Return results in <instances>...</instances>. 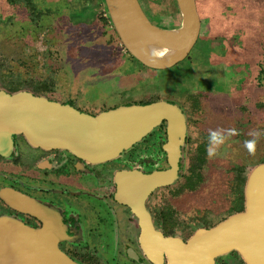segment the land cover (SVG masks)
I'll list each match as a JSON object with an SVG mask.
<instances>
[{
  "label": "flooded vegetation",
  "instance_id": "flooded-vegetation-1",
  "mask_svg": "<svg viewBox=\"0 0 264 264\" xmlns=\"http://www.w3.org/2000/svg\"><path fill=\"white\" fill-rule=\"evenodd\" d=\"M102 1L100 0V4ZM247 1L254 3L251 8L256 9L253 21L257 28L245 29L241 20L243 28L236 30L231 26L227 37V34L222 36L211 31L213 28L210 26L207 28L205 14L208 9L201 10L200 0H195L200 30L190 52L200 46L204 56L213 58L212 62L217 65V69L222 70L219 75L225 76L218 83L208 79L200 88L206 91L204 94L210 90L221 93L228 99V108L240 96L247 99H243L244 103L255 101L253 95L264 73V0H231V3L240 8L241 4L247 5ZM143 12L145 13L144 10ZM230 15L228 19L231 18ZM245 22L248 23L246 16ZM77 23L88 31V21H83L82 18ZM91 25L95 31L97 23ZM253 29L258 31L253 33ZM80 31L81 28L72 36L69 33L64 35L63 50L59 55L63 63L58 70L60 73L55 77L59 87H54L55 92H51L54 96H48L47 91L43 95L19 90H0V96L26 94L91 117L121 107L156 103L149 102L146 98L144 101L119 100L111 107L101 106L84 111L86 107L80 100L83 97V79L88 78L87 74L91 69L89 65L93 64L84 60V54L95 52L96 56L92 61L102 63V66L97 67L103 77V85L109 84L108 94L120 98L126 96V90L132 87L130 78L136 80L133 73L139 74V71L143 72L145 69L151 75L152 69L137 62L126 50L120 61L119 56L113 60L114 68L105 67V56L98 50L101 46L103 49L102 39H99L100 45L97 41L93 44L91 40L86 41L88 43L83 49V36L78 35L79 46L76 44L72 47L70 40L73 37L77 39ZM252 33L257 46L254 60L245 65V68L243 65H236L233 76L229 73L230 65L225 61L232 45L228 42L229 36L237 42L245 43ZM189 57L190 53L171 69L187 61ZM198 64L200 65L199 60L191 66L193 75L201 72L196 68ZM100 67L104 70L101 71ZM240 69H243L244 78L238 82L236 78ZM121 70L124 76H120L123 75ZM93 75L91 73L89 76L91 80ZM125 76L126 86L123 85ZM117 78L125 90L112 89ZM151 78L144 83L145 90L151 85ZM221 82L229 85L228 90H221ZM232 89L240 95L232 97ZM164 102L175 106L177 119H162L158 125L128 140L103 162L87 161L81 153L68 146L37 145L22 132L11 133L9 138L2 139L0 162L2 164L4 159L10 158L12 161L10 168L4 166L7 162L3 167L0 166V264H56V252L64 255L71 264H264V230L260 223L263 222L264 208L260 205L258 214L254 216L256 210L251 209L250 204L253 203L251 176L264 163L254 167L247 178V174L242 175V169L238 170L237 182L242 181V198L238 211L236 215L233 214L218 224L197 229L183 239L172 232V228H166V222L174 223L172 211L165 210L153 216L151 202L154 195L162 202L181 199L185 193L193 195L200 192L196 197L200 201L211 198L208 192L219 188L212 177L213 168L217 171L213 167L216 163L210 168L206 162L211 157L208 155L210 141L204 139L203 131L196 132L195 129H200L206 123L210 126L217 115L200 119L192 112L187 113L186 108L183 109L172 98H167ZM2 130L0 129V135H4L5 131ZM120 156H125L121 163ZM173 161L175 167H172ZM159 162L161 166L157 165ZM184 167L186 171L183 173ZM181 174L184 176L183 181L177 182L181 179ZM210 176L212 181L207 184ZM190 193L186 195L188 199L193 198ZM223 227L224 230L221 231ZM247 234H257L258 238L243 246L228 248L233 237Z\"/></svg>",
  "mask_w": 264,
  "mask_h": 264
},
{
  "label": "rangeland",
  "instance_id": "rangeland-1",
  "mask_svg": "<svg viewBox=\"0 0 264 264\" xmlns=\"http://www.w3.org/2000/svg\"><path fill=\"white\" fill-rule=\"evenodd\" d=\"M138 2L149 20L156 26L163 29L179 27L181 16L176 0H138ZM247 2L249 6L241 4L240 8H237L236 4L231 3V0H200L199 8L201 10L208 9V13L205 14L207 28L210 26L213 28L211 31L214 30L222 36L227 34L228 37L231 26H234L236 30L243 28L241 20L245 29L257 28L253 21V18L256 17L254 14L256 9L251 8L254 7V3ZM106 11L104 1L100 4V0H0V90L6 92L19 90L43 95H46L45 91H47L48 96H54L51 92H55L54 87H59L55 77L60 73L58 70L63 63L59 55L62 54L64 35L69 33L72 36L79 31V28L81 31L77 34V39L73 37L70 40L72 47L76 44L79 46L78 35L83 36V49L88 43L86 41L91 40L92 44L97 41L100 45L99 39H102L103 49L101 46L98 50L105 56V67L114 68L113 60L118 59L117 56H119L118 60L120 61V58L124 57L125 49L114 31ZM229 15L233 20L228 19ZM245 16L248 18L247 24ZM82 18L83 21H88V26L86 25L89 27L88 31L77 23ZM95 22L97 27L93 31L91 24ZM69 30H73V32L70 33ZM257 31V29H253L251 32ZM253 33L250 37L251 41L247 38L245 43L237 42L229 36L228 42L232 45H230L231 51L226 54L225 61L228 66L230 65L229 73L233 76L236 73L233 71L236 65H243L245 68V65L254 60L257 46L252 39ZM95 56V52L84 54V60L90 64L93 63L89 65L91 69L88 71L90 73L87 74V77L89 78L91 73L94 74L93 80L83 79V97L80 100L86 107L84 111L91 108L98 109L101 106L111 107L119 100L130 102L140 99L144 101L146 98L149 102H157L172 98L183 109L185 107L187 113L192 112L200 119H205L208 115H212V118L217 115L216 120L212 121L210 126L206 123L205 126L200 127L201 130L199 127L195 129L196 132L203 131L205 133L204 139L209 140V135L213 131L218 132L223 138L222 142L218 144L210 143L214 154L206 161L210 168L214 162L216 163L213 167L217 171L213 168L214 175L212 177L219 188L211 189L208 192L211 194V198L208 197V199L200 201L196 199L200 192L193 195L189 192L193 197L190 199L186 196L189 193H185L181 199L175 198L162 202H159L157 200L159 197L154 195L151 202L153 216L158 212H165V210L172 211L174 223L171 224V221L168 220L166 228L169 230L172 228V232L185 239L195 230L211 227L235 214L242 198V181L237 182L239 181V178L237 180L238 170L242 169V175L247 174V178L254 167L264 163V73L260 78L259 87L253 95L255 101L249 100L250 103L247 104L244 103L247 99L240 96L239 100L234 101L233 105L228 108L226 106L228 99L221 93L214 92L209 87L210 91L208 90L209 92L204 94L206 91L201 89L206 80L210 79L213 83H218L225 76L219 75L222 70L217 69V65L212 62L213 58L209 59L210 57L204 56L203 49L198 46L193 49V52H190L187 61L180 63L174 69L155 70V72L152 69V76L145 69L143 72L139 71L140 75L138 72L137 74L133 73L136 80L130 78L132 87L126 90L128 92L126 96L120 98L108 94L109 84L103 85L104 80L97 67L102 66V63L92 61ZM101 57L103 59V55ZM198 60L200 65L198 64L196 68H199L201 72L193 75L191 66ZM103 70L101 68V71ZM123 70L120 73H123ZM242 72L243 69H240L237 74L238 82L244 78ZM124 75L123 73L120 76ZM150 77H152V83L145 90L144 83ZM124 78V83H122L126 86V76ZM113 86L112 89L125 90L120 86L118 78ZM166 87L167 89H165ZM220 88L225 91L228 90L229 85L222 83ZM231 95L237 97L240 94L232 89ZM194 96H196L195 100ZM230 129L235 131L229 133ZM253 139L256 143L253 151L249 152L244 142ZM218 149H221V152H217ZM212 157L216 158L211 159ZM119 159L121 163L125 156H120ZM11 161L12 158L4 159L2 164L0 162V166L3 167V164L7 162V165L4 166L10 168ZM157 165L161 166L160 162ZM185 171L186 168L182 172ZM207 171L209 172V170ZM180 176L181 179L177 182L183 181L184 176L182 174ZM208 179L207 184L212 181L211 176ZM201 186L204 187V185Z\"/></svg>",
  "mask_w": 264,
  "mask_h": 264
},
{
  "label": "water",
  "instance_id": "water-1",
  "mask_svg": "<svg viewBox=\"0 0 264 264\" xmlns=\"http://www.w3.org/2000/svg\"><path fill=\"white\" fill-rule=\"evenodd\" d=\"M103 1L121 44L147 68L171 69L187 57L198 38L200 22L195 0H176L181 22L175 29H163L153 24L138 0ZM151 49L160 54H153ZM176 113L175 106L158 101L149 105L121 107L91 117L26 94L0 96V129L5 131L4 135H0V142L9 138L11 133L22 132L37 145L68 146L81 153L87 161L98 163L108 159L134 136L158 125L162 119H177ZM173 164L172 167H175L174 161ZM250 182L253 201L250 204L251 209L256 210L252 213L255 216L260 205L264 208V166L254 171ZM262 221L259 222L264 230V218ZM223 230L224 227L221 228ZM257 238V234L238 235L233 237L228 248L243 246ZM56 264L71 263L56 252Z\"/></svg>",
  "mask_w": 264,
  "mask_h": 264
},
{
  "label": "clouds",
  "instance_id": "clouds-1",
  "mask_svg": "<svg viewBox=\"0 0 264 264\" xmlns=\"http://www.w3.org/2000/svg\"><path fill=\"white\" fill-rule=\"evenodd\" d=\"M234 131H235L234 129H230L229 130V133H232ZM222 139L223 138L216 131L211 132L210 135H209V141H210V143H216V144H218V143L222 142ZM255 143H256V141L254 139L253 140H246L244 142V145L249 150V152H251L254 149ZM212 154H213V150L211 148H209L208 155H212Z\"/></svg>",
  "mask_w": 264,
  "mask_h": 264
},
{
  "label": "bare ground",
  "instance_id": "bare-ground-1",
  "mask_svg": "<svg viewBox=\"0 0 264 264\" xmlns=\"http://www.w3.org/2000/svg\"><path fill=\"white\" fill-rule=\"evenodd\" d=\"M152 50V49H151ZM153 54H156L157 53V55H159L160 53H158L157 52V50L156 49H153L152 51H151Z\"/></svg>",
  "mask_w": 264,
  "mask_h": 264
}]
</instances>
